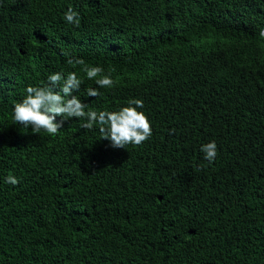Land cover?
Here are the masks:
<instances>
[{
	"label": "trees",
	"instance_id": "trees-1",
	"mask_svg": "<svg viewBox=\"0 0 264 264\" xmlns=\"http://www.w3.org/2000/svg\"><path fill=\"white\" fill-rule=\"evenodd\" d=\"M261 31L264 0H0V264H264ZM56 72L83 80L86 110L142 100L151 137L113 148L83 119L57 116L55 136L12 124Z\"/></svg>",
	"mask_w": 264,
	"mask_h": 264
},
{
	"label": "clouds",
	"instance_id": "clouds-1",
	"mask_svg": "<svg viewBox=\"0 0 264 264\" xmlns=\"http://www.w3.org/2000/svg\"><path fill=\"white\" fill-rule=\"evenodd\" d=\"M68 23L79 26V14L69 8L64 16ZM260 35L264 36V31ZM69 64L84 65L80 58H69ZM85 77L92 80L98 88H112L115 81L111 73L105 74L100 66H87L83 68ZM83 80L76 72H69L67 76L56 72L47 77V82L41 86H28L24 98L13 106L12 124L21 125L24 128L31 127L33 133L39 134L41 130L51 136H55L62 128L63 119L78 118L85 122L81 124L84 129L98 127L102 134L100 139L110 141L113 148H126L127 145L139 146L152 135V127L148 117L138 109L143 108V101L132 99L128 106L118 111L86 110L83 103L74 91L80 89ZM87 96L98 97L102 95L97 88L86 89ZM62 117L60 121L56 117ZM204 158L211 164L217 156L215 141H209L201 145ZM7 182L16 185L18 178L12 175L7 177Z\"/></svg>",
	"mask_w": 264,
	"mask_h": 264
},
{
	"label": "bare ground",
	"instance_id": "bare-ground-1",
	"mask_svg": "<svg viewBox=\"0 0 264 264\" xmlns=\"http://www.w3.org/2000/svg\"><path fill=\"white\" fill-rule=\"evenodd\" d=\"M49 28V27H48ZM226 63V62H225ZM229 66V65H228Z\"/></svg>",
	"mask_w": 264,
	"mask_h": 264
}]
</instances>
